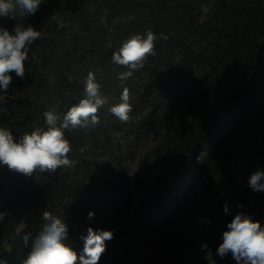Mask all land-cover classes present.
I'll return each instance as SVG.
<instances>
[{"label":"trees","instance_id":"obj_1","mask_svg":"<svg viewBox=\"0 0 264 264\" xmlns=\"http://www.w3.org/2000/svg\"><path fill=\"white\" fill-rule=\"evenodd\" d=\"M15 16L0 17V27L15 35L16 24L31 25L41 37L26 45L25 77L11 73L8 91L0 92V127L17 140L37 127L46 130L43 113L55 110L62 119L84 98L89 72L107 103L98 109V124L64 130L72 167L27 176L0 164V212L7 213L0 220V264H21L45 211L64 221L67 243L78 255L80 237L92 227L113 232L98 264H139L156 229L193 193L220 190L221 171L233 158L243 164L239 193L217 229L205 224L207 233L221 239L241 212L264 216V191L249 185L254 172L264 171V140L251 125L264 106L258 72L264 67V0H41L34 15ZM48 17L62 22L47 24ZM147 30L158 37L156 55L121 81L129 69L113 63V53ZM125 87L136 102L139 132L160 131L136 164L137 184L151 188L138 202L123 156L124 123L109 111ZM167 167L173 182L157 189L153 173ZM212 259L237 264L231 253Z\"/></svg>","mask_w":264,"mask_h":264},{"label":"clouds","instance_id":"obj_2","mask_svg":"<svg viewBox=\"0 0 264 264\" xmlns=\"http://www.w3.org/2000/svg\"><path fill=\"white\" fill-rule=\"evenodd\" d=\"M41 6V0H0V17H10L16 20L15 14L23 17L25 13L34 15ZM15 35L0 27V92H7L12 75L23 79L25 77L24 62L27 60L26 45H30L41 37L40 31L31 25L21 27L16 24ZM167 39V36H161ZM157 35L147 30L143 34H134L126 39L118 51L114 52L113 63L127 66L129 69L119 75L124 81L133 76L134 72L142 69L148 56L156 55L155 41ZM100 84L95 75L89 72L85 81L84 98L73 105L61 116L55 111H45L47 129L37 127L31 133H24L18 140L12 133L0 127V164L7 165L10 170L31 176L34 172H54L58 168L72 167L76 162L69 159L72 151L70 142L65 137L64 130H74L99 123L98 109L107 100L100 92ZM0 99H3L0 96ZM110 113L121 122H128L132 111L130 91L125 87L120 96V102L110 106ZM249 185L254 191H264V171L257 170L249 178ZM228 212L227 205L224 207ZM7 213L0 212V220ZM93 212L88 213L92 218ZM43 225L38 234L32 239L31 251L21 264H98L106 250V241L113 239V232L108 230L87 229V235L81 236L84 241L83 250L77 252L67 243L68 227L64 221L45 211ZM24 246L29 243V236L23 237ZM222 243L217 248V254L223 258L231 253L237 264H264V227L251 216L238 213L227 225L223 232ZM206 250L205 259L209 264H215L212 252L207 244H202Z\"/></svg>","mask_w":264,"mask_h":264},{"label":"rangeland","instance_id":"obj_3","mask_svg":"<svg viewBox=\"0 0 264 264\" xmlns=\"http://www.w3.org/2000/svg\"><path fill=\"white\" fill-rule=\"evenodd\" d=\"M211 10V5L205 8ZM59 17H48L47 24H61ZM260 78H264V67L258 70ZM195 77V76H194ZM193 77V78H194ZM120 101H118L119 103ZM132 111L130 119L124 123L122 136V150L130 177L134 181V195L138 202L147 195L151 188H145L137 184V161L140 156L149 151L155 140L159 138L160 131H152L147 135L139 132L140 116L135 115L136 102L134 97H130ZM252 127L257 129L259 136L264 140V106L256 110L252 116ZM243 171L242 161L231 159L222 169L220 174L221 188L214 190L208 195L199 192L193 193L189 200L181 206L173 218L165 225L159 226L152 240L139 257V264H206V250L202 249V244H207L212 255H217V248L223 242L222 238H211L207 233L205 224L217 229L220 217L224 214V207L230 209L239 193V176ZM153 186L157 189H164L172 183L174 177L173 170L169 167L164 171H156ZM159 177V178H158ZM259 221L264 227V216L253 218Z\"/></svg>","mask_w":264,"mask_h":264}]
</instances>
